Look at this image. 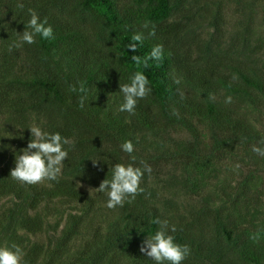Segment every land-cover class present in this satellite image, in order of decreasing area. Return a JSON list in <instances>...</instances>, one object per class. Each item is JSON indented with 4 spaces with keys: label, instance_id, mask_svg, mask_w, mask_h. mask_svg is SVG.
I'll return each instance as SVG.
<instances>
[{
    "label": "trees",
    "instance_id": "16d2710c",
    "mask_svg": "<svg viewBox=\"0 0 264 264\" xmlns=\"http://www.w3.org/2000/svg\"><path fill=\"white\" fill-rule=\"evenodd\" d=\"M30 8L54 38L9 52ZM134 32L146 37L135 53ZM156 44L162 60L132 61ZM134 71L152 91L131 115L119 83ZM33 124L74 141L58 182L10 177ZM129 139L135 166L152 171L109 209L97 188L132 163ZM262 139L264 0H0V247L20 246L22 264H155L139 249L156 218L189 247L182 264H264V157L252 151Z\"/></svg>",
    "mask_w": 264,
    "mask_h": 264
},
{
    "label": "clouds",
    "instance_id": "9594fccd",
    "mask_svg": "<svg viewBox=\"0 0 264 264\" xmlns=\"http://www.w3.org/2000/svg\"><path fill=\"white\" fill-rule=\"evenodd\" d=\"M16 7L23 9L24 4L18 2ZM28 14L30 19L25 24L24 30L18 32L19 39L9 45V52L22 47L25 43H36L37 36L43 39L54 38L53 28L47 24L46 18L41 21L38 13L31 8L28 9ZM143 27L147 29L149 22L146 21ZM148 35H155L154 25ZM145 39L143 32H134L128 49L135 53L138 44H143ZM163 58L164 46L162 44L154 45L147 57L142 58L139 55H132L131 57L137 66L143 65L144 67L148 66L150 60L160 61ZM233 79H236V77L234 76ZM174 82L178 84L180 81L176 79ZM72 90L77 91L75 87ZM78 91L85 93L79 101L80 107L83 108L86 99L85 86L81 84ZM119 91L123 96V103L120 104L119 111L134 115L138 101L148 97L152 88L148 77L143 71H134L129 76L128 83H119ZM209 98L215 99L214 96ZM232 102L231 95L225 97V104H231ZM28 129L31 133V139L27 147L21 150L22 154L16 155L15 167L11 169L10 177L15 181L28 185L39 184L46 180L58 182L62 173L63 162L68 157V150L65 149L64 145L73 147L74 141L62 137L59 132H46L35 124L28 127ZM260 144L264 145V139L260 141ZM120 148L131 156L132 163L114 164L111 169V177L103 179L97 188L98 191L106 194V207L109 209H115L118 206L123 207L126 200L130 203L137 195L142 193L144 189L141 187V180L144 173L151 174L152 171L151 166L144 161L140 162L143 167L135 166L136 157L131 155L135 151L132 140H125L121 143ZM252 151L258 156L264 157V147L253 145ZM96 163L97 161H93L94 165ZM236 168H239L238 164ZM152 222L158 226L157 230L153 235L147 236L141 243L140 252L154 261L155 264H182L190 253V249L187 245L182 246L175 242V237L171 233L177 231L176 225H170L167 219L162 220L160 218H156ZM260 238V230L250 237L253 242H259ZM22 257V249L14 243L10 247H0V264H22Z\"/></svg>",
    "mask_w": 264,
    "mask_h": 264
}]
</instances>
